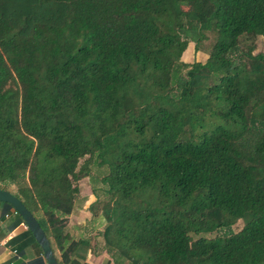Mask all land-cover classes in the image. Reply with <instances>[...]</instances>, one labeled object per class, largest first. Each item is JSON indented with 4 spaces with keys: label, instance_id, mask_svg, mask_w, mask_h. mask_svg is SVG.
I'll return each instance as SVG.
<instances>
[{
    "label": "trees",
    "instance_id": "trees-1",
    "mask_svg": "<svg viewBox=\"0 0 264 264\" xmlns=\"http://www.w3.org/2000/svg\"><path fill=\"white\" fill-rule=\"evenodd\" d=\"M18 1L0 0V189L58 264H87L68 216L93 167L108 264H264V0Z\"/></svg>",
    "mask_w": 264,
    "mask_h": 264
},
{
    "label": "rangeland",
    "instance_id": "rangeland-1",
    "mask_svg": "<svg viewBox=\"0 0 264 264\" xmlns=\"http://www.w3.org/2000/svg\"><path fill=\"white\" fill-rule=\"evenodd\" d=\"M18 0H3V5L5 10L11 11L13 7L20 9L23 14L22 6L23 4ZM264 53V39L262 37H257L255 41V50L253 54ZM181 82L177 81V86H180ZM105 172L101 168L93 167L90 172V176L88 178L83 179L79 183V195L73 209L71 215L68 216L70 221V235L73 240L78 239V237L82 238L84 241L89 242L92 247L96 248V250H103V239L101 236V232L103 231L105 224L101 219L93 218L92 214L88 212L87 206L94 201L95 194H99L101 197L102 192L101 188H104V185L101 183V179L104 177ZM13 190L16 189V186L12 187ZM94 191V194H93ZM242 227V222L236 223L231 227V232H238ZM228 233V230H220L214 232L211 235H207V237H214L215 235H222ZM69 242L65 244L68 245ZM93 248V249H94ZM107 258L108 255L105 251H103ZM106 257H102L97 260H93L91 262H97V264H101ZM104 264V263H102Z\"/></svg>",
    "mask_w": 264,
    "mask_h": 264
},
{
    "label": "crops",
    "instance_id": "crops-1",
    "mask_svg": "<svg viewBox=\"0 0 264 264\" xmlns=\"http://www.w3.org/2000/svg\"><path fill=\"white\" fill-rule=\"evenodd\" d=\"M14 220L15 217L12 214H9L8 217H5L4 215L2 219L0 216V264H32L36 260H41L42 264H45L42 253L34 244L26 247L23 251H18L17 256L12 253L13 248L11 247L9 242L26 231L23 223L19 224L16 227H13ZM71 240H73L72 236ZM93 248L94 247L91 246V249H89L85 263L97 264V262L91 261H98V259L102 256L106 257L102 263L108 264L109 259L104 253H102L103 250H96V248ZM57 256L59 257V253L56 254V257Z\"/></svg>",
    "mask_w": 264,
    "mask_h": 264
},
{
    "label": "water",
    "instance_id": "water-1",
    "mask_svg": "<svg viewBox=\"0 0 264 264\" xmlns=\"http://www.w3.org/2000/svg\"><path fill=\"white\" fill-rule=\"evenodd\" d=\"M0 202L8 204L11 209L21 218L26 230H28L38 245L45 264H58L50 241L41 228L38 220L27 209L23 202L7 190L0 189Z\"/></svg>",
    "mask_w": 264,
    "mask_h": 264
},
{
    "label": "built area",
    "instance_id": "built-area-1",
    "mask_svg": "<svg viewBox=\"0 0 264 264\" xmlns=\"http://www.w3.org/2000/svg\"><path fill=\"white\" fill-rule=\"evenodd\" d=\"M10 214H12L13 216L17 215L14 211H12ZM9 214H6L5 217H8ZM24 226V225H23ZM25 227V226H24ZM12 253L17 256V251L15 249L12 250Z\"/></svg>",
    "mask_w": 264,
    "mask_h": 264
}]
</instances>
